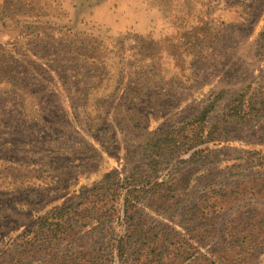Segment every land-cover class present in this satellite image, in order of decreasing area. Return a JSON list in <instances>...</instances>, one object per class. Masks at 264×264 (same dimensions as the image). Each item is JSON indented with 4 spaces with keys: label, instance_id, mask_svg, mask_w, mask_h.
Masks as SVG:
<instances>
[{
    "label": "rangeland",
    "instance_id": "374dc122",
    "mask_svg": "<svg viewBox=\"0 0 264 264\" xmlns=\"http://www.w3.org/2000/svg\"><path fill=\"white\" fill-rule=\"evenodd\" d=\"M70 261L264 264V0H0V264Z\"/></svg>",
    "mask_w": 264,
    "mask_h": 264
},
{
    "label": "trees",
    "instance_id": "16d2710c",
    "mask_svg": "<svg viewBox=\"0 0 264 264\" xmlns=\"http://www.w3.org/2000/svg\"><path fill=\"white\" fill-rule=\"evenodd\" d=\"M206 114L207 112H204L203 114H201L197 119L196 121H199V122H204L205 120V117H206ZM162 143H167V139H161V138H158L156 139L153 143H152V146L153 147H156L158 148ZM200 143L202 142H199L197 145H199ZM107 178V177H105ZM104 178V179H105ZM73 207L72 206H67V207H64L62 209H60L59 211L57 212H54L52 213L51 215H49L46 219H44L40 224H39V227L38 228H43V227H46V230L49 231V233L51 232H55L57 229H55L57 226H58V222L57 221H61V219L63 217H66L71 211H73ZM67 218V217H66ZM31 232H27L26 233V236L29 235ZM22 238H25L22 237ZM69 264H73V262H68Z\"/></svg>",
    "mask_w": 264,
    "mask_h": 264
}]
</instances>
